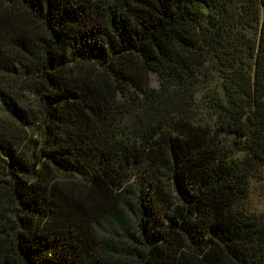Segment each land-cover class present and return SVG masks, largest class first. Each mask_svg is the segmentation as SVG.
Masks as SVG:
<instances>
[{"label":"trees","instance_id":"trees-1","mask_svg":"<svg viewBox=\"0 0 264 264\" xmlns=\"http://www.w3.org/2000/svg\"><path fill=\"white\" fill-rule=\"evenodd\" d=\"M254 161L264 0H0V264H264Z\"/></svg>","mask_w":264,"mask_h":264},{"label":"rangeland","instance_id":"rangeland-1","mask_svg":"<svg viewBox=\"0 0 264 264\" xmlns=\"http://www.w3.org/2000/svg\"><path fill=\"white\" fill-rule=\"evenodd\" d=\"M221 82L218 74H215L212 80L207 83L210 88H215ZM151 85L155 88L159 87V77L157 73L151 72ZM208 89V88H207ZM206 88L204 89L207 90ZM199 106L201 107V112H204V105L202 104L203 98L198 97ZM226 150L230 159L234 162L242 161L247 153L237 147L234 144L233 136H225ZM238 212L244 213L249 216H264V163L259 161H254L253 168L250 173L249 183L247 188V193L238 199L234 207Z\"/></svg>","mask_w":264,"mask_h":264}]
</instances>
